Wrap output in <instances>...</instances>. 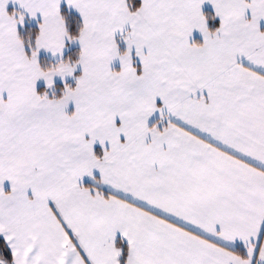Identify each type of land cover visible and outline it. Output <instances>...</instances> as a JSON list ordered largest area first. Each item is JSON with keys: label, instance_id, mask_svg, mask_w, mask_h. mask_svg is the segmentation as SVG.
I'll use <instances>...</instances> for the list:
<instances>
[{"label": "snow or ice", "instance_id": "6c2138e0", "mask_svg": "<svg viewBox=\"0 0 264 264\" xmlns=\"http://www.w3.org/2000/svg\"><path fill=\"white\" fill-rule=\"evenodd\" d=\"M0 264H264V0H0Z\"/></svg>", "mask_w": 264, "mask_h": 264}]
</instances>
